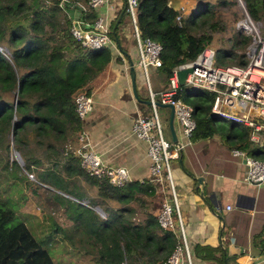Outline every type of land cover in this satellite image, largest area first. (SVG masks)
Here are the masks:
<instances>
[{
    "label": "trees",
    "instance_id": "16d2710c",
    "mask_svg": "<svg viewBox=\"0 0 264 264\" xmlns=\"http://www.w3.org/2000/svg\"><path fill=\"white\" fill-rule=\"evenodd\" d=\"M196 1L195 8L183 14L171 0H138L140 36L161 45L162 65L158 70L166 81L174 69L211 47L214 35L224 32L226 24L217 15L218 9L237 5L236 0ZM241 1L249 17L263 26L264 33V0ZM66 2L79 10L80 6L85 8L82 12L90 23L98 17L89 0H0V47L9 52L8 56L0 52V143L11 132L15 151L21 155L24 168L31 171L32 166H41V159L29 150L28 138L33 134L34 150L44 151L47 166L38 178L45 185L78 202L87 198L82 183L95 190L89 203L106 212L107 218H99L86 207L78 214L83 228L80 243L96 248L95 264L162 263L171 254L176 239L157 221L161 189L149 180L118 187L89 177L73 153V144L83 127L75 113L74 98L80 93L91 94L92 82L108 68L114 52L108 47L85 49L72 37ZM126 17L125 10L119 22L116 17L110 25L116 45ZM228 41L229 48L221 47L225 45L222 43L215 49V63L243 66L245 56L237 49L246 48L250 37L233 30ZM177 98L193 107L194 139L219 135L232 149L264 160V141L252 143L247 127L231 122L217 126V118H209L211 93L181 86ZM109 202L120 207H110ZM14 216L13 207L0 201V264H55L41 240L24 223L10 226Z\"/></svg>",
    "mask_w": 264,
    "mask_h": 264
},
{
    "label": "crops",
    "instance_id": "0c3cea01",
    "mask_svg": "<svg viewBox=\"0 0 264 264\" xmlns=\"http://www.w3.org/2000/svg\"><path fill=\"white\" fill-rule=\"evenodd\" d=\"M66 4L72 23L82 20L90 24L85 12L72 3ZM171 4L178 9L176 0ZM124 7L125 0H105L96 11L98 16L114 20ZM117 43L118 50H113L108 68L92 82L94 105L82 124L104 164L123 167L131 181L142 182L150 178V161L147 144L132 134V125L138 116L152 115L151 93L160 104L157 95L167 81L155 67H149L147 75L137 67L138 52L129 18L119 29ZM154 109L165 139L183 146L170 162V173L192 246L193 264H237V256L229 251L232 243L239 254L248 257L246 264H264V183L254 185L246 180L244 158L233 155L234 147L224 138L214 135L194 139L192 134L186 139L175 119L170 125L168 108L160 104ZM154 184L161 189L159 183ZM92 193L94 196V189Z\"/></svg>",
    "mask_w": 264,
    "mask_h": 264
},
{
    "label": "built area",
    "instance_id": "2783aa9c",
    "mask_svg": "<svg viewBox=\"0 0 264 264\" xmlns=\"http://www.w3.org/2000/svg\"><path fill=\"white\" fill-rule=\"evenodd\" d=\"M104 2L105 0H89V6L97 9ZM137 4L138 0H125V10L133 26V37L138 52L136 65L147 75L149 67L157 69L161 67L162 47L150 38L140 36L136 20ZM80 8L85 11V8L81 6ZM181 8L183 12L185 9ZM112 22L110 17L104 16H98L90 24L78 20L72 23L70 33L85 49L99 50L108 47L116 51L117 45L110 36ZM259 25L245 13L243 21L237 24V28L250 37L244 50L246 63L243 66L215 65V52L206 47L195 60L178 66L168 76L165 89L157 95L158 102L173 106L174 119L180 125L186 139L192 137L196 122L193 119V107L177 98L181 87L177 72L188 66L192 71L186 76L184 87L211 93L213 95L211 113L219 119L247 127L249 140L252 143L259 144L264 141V33ZM0 52L9 55L8 50L3 47H0ZM74 103L76 116L83 122L93 109L92 96L80 93L75 96ZM155 103L154 94L151 93L152 115L138 116L133 122L131 131L135 137L147 144L146 153L150 161L149 181L159 183L164 195L157 214L158 224L162 230L171 232L176 239L171 254L158 264H193L192 246L186 235L170 173V162L177 158L178 151H181L183 146L165 139L159 117L154 109ZM73 153L80 158V165L89 177L106 180L118 187L131 181L125 168L108 166L102 162L100 156L93 150L90 134L84 127L77 134ZM232 153L244 158L246 180L249 183L254 185L264 183V160H256L236 149H232ZM83 202L80 203L83 205ZM229 248L231 254L237 256V264H246L247 256L239 254L233 243Z\"/></svg>",
    "mask_w": 264,
    "mask_h": 264
},
{
    "label": "rangeland",
    "instance_id": "374dc122",
    "mask_svg": "<svg viewBox=\"0 0 264 264\" xmlns=\"http://www.w3.org/2000/svg\"><path fill=\"white\" fill-rule=\"evenodd\" d=\"M176 1L179 3L178 11H182L181 7H184L183 14H189L197 5L196 0ZM210 1L214 2L215 0ZM236 2L237 5L221 7L217 11V15L226 25L224 32L214 35V40L209 47L214 51L222 43L225 45L222 44L221 47L229 48L231 42L228 39L233 30L241 31L237 28V24L244 19L243 3L241 0H236ZM262 27L260 24L261 31ZM241 32L246 36L243 31ZM244 49H237V53L244 54ZM215 65L217 64L215 63ZM215 124L220 126L227 124V121L217 118ZM28 139L30 152L41 159V166H32L31 171L24 168L21 155L15 151L11 132L0 143V201L14 209L15 216L10 226L20 222L24 223L32 234L41 240L43 246L53 257L55 264H95L93 257L96 258V248L89 244L86 245L85 242L80 243L83 228L80 226L78 214L83 212V207L92 209L99 218H107V213L100 212L99 207L90 205L89 201L95 194L93 196L92 188H88L85 184L83 186L87 191V198L82 200L84 206L80 203L82 201L78 202L71 195L45 185L38 178V174L43 173V169L45 170L47 166L46 160L42 156L44 151L41 148H38V151L34 150L33 134L29 135ZM109 206L120 207L112 202H109Z\"/></svg>",
    "mask_w": 264,
    "mask_h": 264
},
{
    "label": "water",
    "instance_id": "95a60500",
    "mask_svg": "<svg viewBox=\"0 0 264 264\" xmlns=\"http://www.w3.org/2000/svg\"><path fill=\"white\" fill-rule=\"evenodd\" d=\"M243 9H244V13L247 14L246 10H245V7H244V4H243ZM124 11H125V7L124 9L122 10V12L120 13V15L118 16V19L116 22H119L120 18L122 17V15L124 14ZM130 71V76H131V82H132V90H133V93L134 95H136V89H135V82H134V74H135V71H134V68L133 66L130 67L129 69ZM192 71V68L191 67H188L186 66L185 68H182L180 69L178 72H177V76H178V81L180 83L181 86L184 85V80L186 78V76ZM160 104L158 103H155V106H158ZM161 106H164L166 108H168L170 110V119H169V122H170V125H172V122H173V119H174V109H173V106L172 105H163L161 104ZM217 118V116L213 113H211L209 115V118ZM175 137L173 136V141H174ZM198 181H200V179H198Z\"/></svg>",
    "mask_w": 264,
    "mask_h": 264
}]
</instances>
